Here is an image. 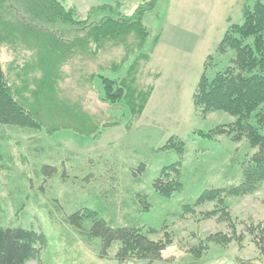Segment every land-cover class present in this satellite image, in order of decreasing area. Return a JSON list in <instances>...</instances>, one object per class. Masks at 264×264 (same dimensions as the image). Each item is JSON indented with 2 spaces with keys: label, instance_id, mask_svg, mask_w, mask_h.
<instances>
[{
  "label": "rangeland",
  "instance_id": "obj_1",
  "mask_svg": "<svg viewBox=\"0 0 264 264\" xmlns=\"http://www.w3.org/2000/svg\"><path fill=\"white\" fill-rule=\"evenodd\" d=\"M22 1L6 3L18 6ZM60 1L66 9L76 10L79 21L86 20L93 7L111 6L113 14L124 17L141 8L143 24L158 38L155 45L154 39L148 42L149 59L139 63L136 86L152 91L140 116L132 115L127 106L112 109L99 100L98 80L81 79L95 67L84 64L88 58H75L61 69L58 100L80 104L93 120H117V124L104 126L95 136L70 129L45 134L0 125V226L33 229L45 239L39 258L26 264H149L133 259L118 262L114 245L100 258V241L88 232L92 221H84L78 229L69 220L83 210L94 211L112 227L139 228L152 240L164 239L167 234L171 244L161 260L150 264H237L238 258L264 264V252L247 232L251 224L264 226V182L252 195L222 194L227 219L221 212L205 215L222 204H194L207 190L237 185L239 163L255 152L244 139L235 143L224 135L199 136L198 132L227 126L234 119L223 112L203 116L192 102L203 72L212 78L227 65L232 54L218 55V44L229 26L242 23V8H252L255 0ZM29 24L38 26L32 21ZM53 27L63 38L74 35L65 24ZM26 32L21 31L20 40L35 46L40 39L34 37L37 30H30L29 35ZM27 45L16 52L0 46L1 61L16 60L22 65L35 58ZM121 53L116 51L109 58L104 55L102 60L118 61ZM207 58L211 65L204 69ZM127 67L100 73L120 79ZM35 74L36 87L30 89L39 90L42 97L41 73ZM260 133L264 135V127ZM170 138L184 143L181 157L175 149L164 147ZM177 161L181 190L169 198L161 197L153 184L162 168ZM217 233L243 238L226 245L207 240Z\"/></svg>",
  "mask_w": 264,
  "mask_h": 264
},
{
  "label": "trees",
  "instance_id": "obj_2",
  "mask_svg": "<svg viewBox=\"0 0 264 264\" xmlns=\"http://www.w3.org/2000/svg\"><path fill=\"white\" fill-rule=\"evenodd\" d=\"M6 1L17 2L0 0V46L15 52L22 45L26 47L27 42L20 40L22 30H29L27 35L32 29L37 30L34 37H40V41L35 46L27 45L35 58L24 60L22 65L16 60L3 63L0 59V125L35 129L45 134L70 129L79 135L95 136L104 126L117 124V120H93L80 104L61 98L58 100L57 82L63 77L61 69L75 58H88L84 64L95 67L81 79L83 82L98 80L101 103L116 110L127 106L134 116L142 114L152 88L139 90L136 77L140 61L147 62L149 59V40L154 39L155 45L158 37L151 36L143 24L141 8L131 17H124L113 14L114 8L111 6L93 7L87 19L79 21L76 19V10L66 9L60 0H23L18 6L7 4ZM93 17L97 19L91 21ZM242 18L240 25L228 27L217 47L218 55L232 54L227 65L212 78L203 72L192 94L193 105L203 116L223 112L234 119L227 126L198 132L199 136L209 138L224 135L235 143L244 139L250 149L255 150L250 158L239 163L237 185L226 190H207L194 203L198 205L215 201L217 206L222 204V208L205 215L221 212L225 219L229 216L223 206L222 194L226 197L252 195L264 182V135L260 133L264 127V0H255L252 8L244 6ZM31 21L38 26H31ZM58 23L65 24L74 35L70 39L63 38L62 33L53 27ZM116 51L122 52L118 61L112 58L109 61L102 60L104 55L109 58ZM126 64L125 75L120 79H110L100 73L120 72ZM210 65L211 59L207 58L204 69ZM36 71L41 73L39 80L43 83V98L39 90L30 89L36 87ZM41 99L43 102L39 101ZM164 147L175 149L180 157L184 154V143L180 140L170 138ZM179 164L180 161H177L160 171L153 184L159 196L169 198L181 190L182 185L177 179ZM69 220L78 229L82 228L84 221L91 220L88 232L100 241L99 257L105 258L114 245L115 258L120 263L130 259L149 264L159 261L163 251L171 244L167 234L164 239L152 240L139 228L109 226L91 210L72 214ZM247 232L259 251L264 252V226L261 223L251 224ZM242 238L241 235L236 237L217 233L207 240L226 245L233 239L241 242ZM44 244V236L33 229L0 226V264H26L36 260ZM193 254L197 252L193 251ZM236 263L252 264L250 260L240 258L236 259Z\"/></svg>",
  "mask_w": 264,
  "mask_h": 264
}]
</instances>
